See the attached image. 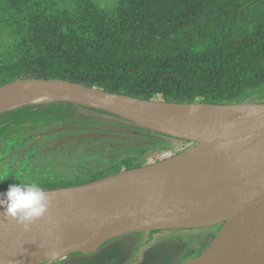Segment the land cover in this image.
<instances>
[{"label": "trees", "instance_id": "trees-1", "mask_svg": "<svg viewBox=\"0 0 264 264\" xmlns=\"http://www.w3.org/2000/svg\"><path fill=\"white\" fill-rule=\"evenodd\" d=\"M91 3L59 11L48 0H1L0 21L20 37V52L0 59V87L62 79L142 99L226 105L264 85V0H144L123 19ZM71 104L83 106L27 104L1 113L0 124L79 119ZM135 162L124 159V170ZM103 177L39 184L52 190Z\"/></svg>", "mask_w": 264, "mask_h": 264}, {"label": "water", "instance_id": "water-1", "mask_svg": "<svg viewBox=\"0 0 264 264\" xmlns=\"http://www.w3.org/2000/svg\"><path fill=\"white\" fill-rule=\"evenodd\" d=\"M30 89L71 92L79 96L80 100L59 98L46 102H75L105 110L174 138L197 144L217 140L215 137L207 138L173 130L156 121L155 110L160 104L178 102L142 99L68 80L42 78L18 80L0 87V101L7 95ZM3 112L6 111H1L0 114ZM161 162L134 169L154 167ZM117 174L81 185L45 191L49 195L62 191L68 194L85 192L95 188L104 179ZM233 200L237 202L227 218L207 224L191 222L202 213L212 212L219 205ZM84 207L91 214L102 212V209L93 204H86ZM86 221L85 216L75 209L58 208L50 211L30 227L25 239L1 238L0 264L46 263L50 262L47 254L51 252L59 253L54 260L58 261L74 252L93 253L108 240L128 233L202 228L221 223H224V226L212 244L198 258L191 259L187 264H264V150L247 154L245 158L235 163L233 168L219 171L187 187L169 190L127 209L112 219L99 221L92 226L87 225ZM25 243L27 247L21 249Z\"/></svg>", "mask_w": 264, "mask_h": 264}, {"label": "rangeland", "instance_id": "rangeland-1", "mask_svg": "<svg viewBox=\"0 0 264 264\" xmlns=\"http://www.w3.org/2000/svg\"><path fill=\"white\" fill-rule=\"evenodd\" d=\"M48 1L59 11H73L82 2H92L98 9L123 19L144 0ZM2 14L0 0V17ZM19 40L20 37L0 21V59L6 52L12 56L20 52ZM240 103L264 104V85L246 91L233 104ZM67 109L76 111L80 118L57 119L52 115L26 123L0 124L1 127L9 125L0 133V180H3L0 193H3L1 189H8L11 184L19 185L21 181L87 180L94 173L107 177L121 172L116 169L119 166L123 171L126 164L123 161L127 158L130 162L136 161V168L152 166L197 144L158 133L105 110L72 104ZM223 226L224 223L128 233L108 240L97 254L81 257L80 252H74L58 264H105L103 261L108 257L120 258L125 264H187L212 244Z\"/></svg>", "mask_w": 264, "mask_h": 264}, {"label": "bare ground", "instance_id": "bare-ground-1", "mask_svg": "<svg viewBox=\"0 0 264 264\" xmlns=\"http://www.w3.org/2000/svg\"><path fill=\"white\" fill-rule=\"evenodd\" d=\"M59 98L80 100L71 92L30 89L5 96L0 101V112L27 103H43ZM155 117L158 123L170 129L207 138L215 137L217 140L191 146L154 167L120 172L99 182L89 191L73 194L62 191L51 195L52 204L48 212L58 208L75 209L85 216L87 225L92 226L169 190L187 187L219 171L233 168L247 154L264 150V105L163 103L155 110ZM236 202L223 203L212 212L193 218L191 222L207 224L227 218ZM86 204L96 205L102 212L91 214L84 207ZM28 233L29 230L6 217L0 209V240L3 237L25 239ZM26 247L25 243L21 249Z\"/></svg>", "mask_w": 264, "mask_h": 264}, {"label": "clouds", "instance_id": "clouds-1", "mask_svg": "<svg viewBox=\"0 0 264 264\" xmlns=\"http://www.w3.org/2000/svg\"><path fill=\"white\" fill-rule=\"evenodd\" d=\"M51 204V195L37 182L21 181L19 185H9L5 193H0V209L3 214L22 225L25 230H29L35 221L43 218ZM47 255L51 264L59 253L51 252Z\"/></svg>", "mask_w": 264, "mask_h": 264}, {"label": "flooded vegetation", "instance_id": "flooded-vegetation-1", "mask_svg": "<svg viewBox=\"0 0 264 264\" xmlns=\"http://www.w3.org/2000/svg\"><path fill=\"white\" fill-rule=\"evenodd\" d=\"M106 244V243H105ZM99 251V250H98ZM97 251V252H98ZM97 252L95 251V252H93V254H97ZM80 254V256L81 257H87V256H91L92 255V253L90 254H87V255H83V254H81V252L79 253ZM70 256V255H69ZM71 256H75V255H71ZM79 255H77V257H78ZM172 256H174V255H172ZM68 258V256H66V257H64V258H62V259H60V260H58V261H53V262H55V264H58V262L59 261H63V260H65V259H67ZM50 262H46V263H44V264H49ZM52 263V262H51ZM93 264H99L98 262H92ZM103 263H105V264H125V262H123V261H120V258H118V260H116V259H112L111 257H108V258H106L105 259V261H103Z\"/></svg>", "mask_w": 264, "mask_h": 264}]
</instances>
